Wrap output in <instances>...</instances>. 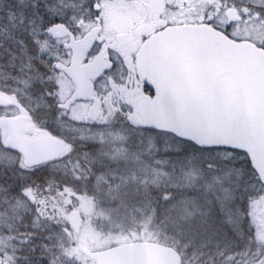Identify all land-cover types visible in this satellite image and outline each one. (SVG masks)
<instances>
[{"label": "water", "instance_id": "water-1", "mask_svg": "<svg viewBox=\"0 0 264 264\" xmlns=\"http://www.w3.org/2000/svg\"><path fill=\"white\" fill-rule=\"evenodd\" d=\"M97 27L86 37L87 47L101 31ZM52 39L73 38L62 24L47 30ZM136 67L142 83L151 84L152 99H144L136 109L144 125L156 130L168 129L173 134L188 137L192 142L212 145H234L247 148L251 163L264 167V50L248 41L229 39L222 31L204 24L172 25L152 34L137 52ZM108 65L79 68L57 64L76 84L69 109L76 102L94 101L88 119L100 116V104L92 95L91 80L99 77ZM10 101L0 95V107ZM58 105V106H59ZM0 129L5 131V145L20 154L31 168L60 159L66 145L59 138L44 134L28 135L34 126L27 115L0 117ZM78 217L70 218V226L79 234ZM79 251L104 264H120L123 259L135 264H181L175 248L165 244L145 242L139 251L128 257H116L106 251Z\"/></svg>", "mask_w": 264, "mask_h": 264}, {"label": "snow or ice", "instance_id": "snow-or-ice-1", "mask_svg": "<svg viewBox=\"0 0 264 264\" xmlns=\"http://www.w3.org/2000/svg\"><path fill=\"white\" fill-rule=\"evenodd\" d=\"M225 6L227 0H221V7ZM232 7H235V3ZM240 7L242 11H239L237 19L264 24V8L254 10L245 0H241ZM96 16L99 18L98 6ZM207 19L209 24L214 23L213 17L209 16ZM232 28L233 23L230 22L223 29L229 39H233ZM235 39L237 42L247 39L249 43L264 50V39H255L252 35ZM145 87L152 89L151 84H146ZM44 95L51 97V90ZM65 107L66 105H59L55 116H62ZM120 123L128 137L135 139L137 143L142 142L145 136L154 134L158 141H163L166 153L174 152L176 155L175 158L168 156L170 166L165 172L167 179L155 189L147 177L142 183L132 187L125 173L104 163L103 159L98 164L96 160H92L87 167H80L74 173L71 179L81 185L78 194H87L91 181L92 200L116 202L115 208L108 210L109 231L99 241L101 251L110 252L116 257H128L139 251L145 242L157 238L153 231L155 227L162 228L166 238H171L172 242L182 244L185 248L189 246L184 242L185 237L191 243H195L197 237H200L206 245L211 242L212 236L222 231L225 238L230 235L237 238L234 264H241L242 258V264H264V244L253 243L254 234L264 241V167L251 163L252 157L246 155L247 148L199 144L188 137L173 134L168 129L156 130L151 125H134L127 117ZM75 140L73 138V142L69 144L73 150L76 148ZM173 142L175 147L172 146ZM80 147L87 149L88 146L82 144ZM224 153H228V156L223 155ZM89 155L88 151L84 152L85 158ZM67 186L65 181L64 187ZM130 192L152 205L154 216L148 218L149 223L137 222L135 227L125 228L124 221L127 217L121 215L120 209L126 207ZM253 212L256 216H253ZM37 213L39 219L38 209ZM113 214L119 219H113ZM253 219L257 221L255 228ZM63 231L68 232V229L64 228ZM53 235V231L45 229L38 245L44 249L41 259L47 260L48 264H71V261H66L58 253L57 246L52 243ZM55 235L62 246L63 236L59 233ZM245 235L246 244L240 242ZM36 247L37 245L33 246V251ZM96 264H104L103 259L97 260ZM120 264L135 262L123 259Z\"/></svg>", "mask_w": 264, "mask_h": 264}, {"label": "rangeland", "instance_id": "rangeland-1", "mask_svg": "<svg viewBox=\"0 0 264 264\" xmlns=\"http://www.w3.org/2000/svg\"><path fill=\"white\" fill-rule=\"evenodd\" d=\"M233 3L228 1L227 6L221 7V0H94L92 6L95 15L98 6L101 22L107 28L116 30L131 28V26H137L141 22L151 24L161 15L164 18L163 24L171 23L172 19L191 24L209 23L207 17L211 16L214 19L212 25L218 26L221 30L224 29L226 24L233 23L231 34L235 41L236 37L244 38L248 35H252L255 39H264V24H255L252 20L237 19L239 11H242L240 7L241 0H236L235 7H232ZM245 3L251 5L254 10L256 5L264 6V0H245ZM179 14L182 16L176 19L175 17ZM71 24L76 25L77 32L82 34L92 28L95 22L93 17H85L83 19L76 18V20L71 21ZM243 41H247V39H243ZM38 44L41 54L45 56L48 53L51 56L50 59L56 58L54 55H50L48 51L49 44L46 41L39 40ZM55 80L59 86L57 102H64L72 93L73 85L62 74H55ZM14 82L17 85L12 87L11 91L0 90V95L10 101L9 107L1 108L0 116L28 115L34 124L33 126H35V131L29 135L30 137L42 134L51 135L48 131L36 127L30 115V109L26 103H23L21 90L24 81L16 80ZM104 90V111L96 122L83 123V118L86 116V105L84 104H78L69 113L59 116L64 120L65 126L58 131L61 136L57 137L65 142L66 153L55 161L53 168L63 172L62 174L69 172L72 174L71 176L79 170L78 163L73 161L71 156L73 155V149L69 147L70 143L68 142V140L73 141V138H76L75 141L97 145L99 155L104 163L110 164L111 167L117 168L121 172L131 174L130 184L136 186L137 183H142L145 177L148 178L151 184H162L167 179L165 172L159 170L158 172H148V163H145L147 162L146 149L153 147L155 140L157 141L156 137L153 139L151 135L150 138L146 139L147 144L145 138L142 142L137 143L135 139L128 137L127 132L120 123L121 119L125 118L122 113L127 102L125 97H122L121 89L117 88L115 84L113 86L110 84L106 85ZM135 119H137L136 116H131L129 120L134 125L144 126L143 123L139 124ZM5 137V131L0 129V165H17L23 171L42 169H37L39 166L30 168L23 158H17L6 152ZM225 156H228V154ZM64 184V181L54 179L49 180L45 185L24 189L21 194L23 202L17 208L21 209V214L25 212L32 214L33 227L31 231L37 232L38 236L42 237L46 228L53 231L52 243L57 246L58 253L63 255L66 261H71V264H96L93 259L79 251V246L92 252L101 251L98 247L99 241L102 235L109 231L108 210L115 208L116 202L107 200L96 202L92 200L91 181L89 182L90 190L87 194H78L81 185L75 181H69L70 185L67 188L64 187ZM129 201L131 200L128 199L127 203ZM127 203L126 206H130ZM138 208H134V211L129 208L120 209L121 215L127 217L124 221L125 228L135 227L137 222L149 223L148 218L151 215L146 216L148 211L141 209L142 207ZM37 209L39 210V219L37 218ZM72 216H77L79 220L80 232L78 235L74 233L70 226ZM253 216H256L255 212H253ZM113 219L118 220L119 217L113 214ZM252 223L253 228H255L257 221L253 219ZM64 228H67L68 232H64ZM155 231H157L156 228H154V234ZM56 233L63 236L62 246L61 241L56 238ZM256 239L260 244H264V241L259 240L257 237ZM150 242H157V238ZM8 249L7 245L0 241V264H12L13 261H11Z\"/></svg>", "mask_w": 264, "mask_h": 264}, {"label": "trees", "instance_id": "trees-1", "mask_svg": "<svg viewBox=\"0 0 264 264\" xmlns=\"http://www.w3.org/2000/svg\"><path fill=\"white\" fill-rule=\"evenodd\" d=\"M228 1L236 2V0ZM93 2L94 0H0V90L11 91L12 87L17 85L14 81H24L21 90L23 103H26L30 109L36 127L54 136H61L58 131L65 126L64 120L55 116L59 86L55 82L54 74L48 68L45 56L39 51L38 41H47L45 28L51 24H71L76 18L93 17L95 15ZM254 8L260 9L264 6L256 5ZM48 90L52 92L51 97L44 95ZM1 111L0 108V113ZM151 135L155 139V135L150 134L145 136V141ZM68 142L71 144L73 141L68 140ZM75 144L76 148L71 156L73 161H79V167H87L92 160H96L98 164L102 159L97 145L84 141H75ZM82 144H86L87 149L81 148ZM172 146L175 147V142ZM5 151L17 158L21 157L9 148ZM85 151L90 153L87 158L84 156ZM146 152L145 163H148V172H158V170L166 172L170 166L168 156L175 158L176 155L174 152L166 153L163 141L158 140H155L153 147L146 149ZM54 164L55 162H51L39 166L37 169L44 170L38 171H23L17 165H0V241L9 248L12 264H48L47 260L41 259V253L44 252V249L38 246L41 237L37 232L31 231L32 214L26 212L21 214V209L17 207L23 202L21 194L24 189L45 185L49 180L54 179L67 181L70 185L69 181H73L72 174L69 172L62 174L63 172L53 168ZM126 175L128 179L131 178L128 172ZM151 185L153 189L157 186ZM131 186L135 187L132 184ZM128 199L131 200L127 203L130 206L121 209L129 208L134 211V208L142 207L141 209L148 211L146 216H154L153 207L148 201L134 192H130L127 201ZM155 228L157 242L175 248L182 258V264H234L236 237L230 235L225 238L221 231L218 235L212 236L211 242L206 245L200 237H197L195 243H191L185 237L184 242L189 245L185 248L182 244L172 242L171 238H166L162 228ZM240 242L246 244L247 236L245 235ZM253 243L260 244L255 234ZM34 245H37L35 251H33Z\"/></svg>", "mask_w": 264, "mask_h": 264}, {"label": "flooded vegetation", "instance_id": "flooded-vegetation-1", "mask_svg": "<svg viewBox=\"0 0 264 264\" xmlns=\"http://www.w3.org/2000/svg\"><path fill=\"white\" fill-rule=\"evenodd\" d=\"M182 15L179 14L175 18H179ZM100 20L101 24V31L98 33L95 41L87 47V41L85 40L86 37H88L91 30L97 27L96 20ZM163 16H158L155 20V22L144 23L141 22L140 24H137V26L133 25L131 28H127L124 30H116L113 28H107L104 23L101 22L100 18H97V16H93V20L95 22V25L92 26L86 33H78V29L76 25L72 24H65V23H54L45 28V33L47 35V30L56 24H62L64 25L69 33L73 36V38H70L67 36V38L62 39H56L52 40L47 35L46 43L49 44V53L50 55H54L56 57L55 59H50L51 56L49 54H45V59L48 62V68L51 64V73L54 74H62L64 77L68 79L73 85V91L76 89V84L71 81L68 76L60 70H57V64H62L65 67H71L73 62L75 64H78L79 68H85L93 64H100V65H108L109 68H107L99 77L92 79L90 82L93 87V97L99 101L100 104V116L98 119L102 116V113L104 111V93L106 85L115 86L117 88L121 89L122 97H125V100L127 101L124 107V112L122 113L124 117H127L130 119L132 116H136L137 122L139 124L142 123V120L137 112L138 105L141 101H144V99H152L153 92L150 89H146L145 84L142 83L140 78H138L137 73V67H136V55L138 50L141 47V44L150 38L152 34L162 31L163 29L170 27L172 25H183L188 24L187 22H180L177 20L172 19L171 23H162L164 22ZM155 23V24H154ZM206 23V22H204ZM202 23V24H204ZM157 24V25H156ZM198 24V23H196ZM209 24V23H207ZM78 25V24H77ZM214 29H217L219 31L223 30L219 29L216 25H212ZM158 26V27H156ZM153 27H156L154 29H151ZM143 33V31H145ZM148 30V31H147ZM50 69V68H49ZM102 83V85H101ZM100 84V85H99ZM64 101L66 102L68 99L70 100L72 94ZM64 102H58L56 104V110L57 107L60 104H63ZM94 101L86 100L81 102H76L74 105H72L69 109H63V113H69L72 108H74L78 104H84L86 105V116H84L83 120L85 124H88V122H96L93 120L88 119V112L89 109L92 107ZM0 117H12V116H0ZM59 119L63 120L62 118L58 117ZM123 120V119H121ZM37 137V136H36ZM34 138V137H31Z\"/></svg>", "mask_w": 264, "mask_h": 264}]
</instances>
